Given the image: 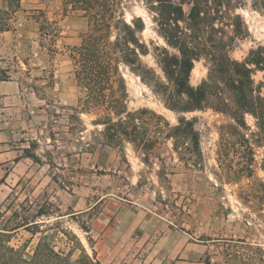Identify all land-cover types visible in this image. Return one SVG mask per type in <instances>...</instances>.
I'll return each instance as SVG.
<instances>
[{"label": "rangeland", "instance_id": "374dc122", "mask_svg": "<svg viewBox=\"0 0 264 264\" xmlns=\"http://www.w3.org/2000/svg\"><path fill=\"white\" fill-rule=\"evenodd\" d=\"M238 3L230 14L240 15L247 34L231 55L242 60L250 49L264 46V11L252 0ZM122 7L126 22L142 19L140 38L150 48L165 44L145 0H122ZM5 28L0 31V127L19 125L20 169L7 179L0 170V184L10 188L0 187V207L9 225L14 211L20 219L47 214L37 218L35 233L20 227L11 245L25 243L31 254L39 237L48 234L56 250L72 251V259L80 243L92 264H264V206L253 211L252 203L239 198L255 180L228 183L214 174L221 115L184 114L196 117L201 156L177 154L170 140L152 130L137 148L126 140L112 145L104 125L94 122L104 111L82 112L79 103L84 92L74 77L70 48L87 31L84 14L66 9L62 0H20ZM141 58L162 76L151 54ZM119 71L129 111L145 108L176 124L177 115L151 86L127 66L119 64ZM205 76L206 67L197 62L190 82L197 85ZM253 78L264 91V71ZM17 80L19 87L2 82ZM163 123L146 114L138 126ZM155 137L145 148L143 142ZM260 158L258 152L257 162ZM255 177L264 181L258 165Z\"/></svg>", "mask_w": 264, "mask_h": 264}, {"label": "trees", "instance_id": "16d2710c", "mask_svg": "<svg viewBox=\"0 0 264 264\" xmlns=\"http://www.w3.org/2000/svg\"><path fill=\"white\" fill-rule=\"evenodd\" d=\"M1 1L0 31H4L11 13L20 8V0ZM145 1L163 46L150 48L140 38L144 23L136 16L125 21L122 0H62L66 9L82 12L88 23L80 43L70 48L74 77L84 92L79 100L82 112L92 108L104 111L94 122L104 125L112 145L121 146L126 140L137 148V142L152 130L170 140L177 154L196 156L202 153L196 117L186 119L184 114L211 110L221 115L216 150L219 172L214 174L218 179L222 174L228 183L244 177L255 180L239 198L244 204L252 203L253 211H262L264 181L255 177V169L258 165L264 172V91L263 83L256 82L253 74L264 71V46L250 49L242 60L232 57L233 47L247 34L240 15L230 14L239 0ZM252 6L264 11V0H252ZM148 54L162 76L142 61L141 57ZM197 62L206 67V76L192 85L190 77ZM119 64L127 66L161 96L164 106L177 115L175 125L145 108L128 110L127 88ZM146 114L163 120L164 127L140 129L138 121ZM155 140L143 145L151 148ZM143 160L148 162L147 153ZM4 214L0 207V264H92L80 243V253L72 259V251L56 250L48 234L39 237L31 254L26 253L25 243L14 247L10 244L13 234L20 227L35 233L40 227L37 218L47 214L38 211L31 219H20L14 211L11 225Z\"/></svg>", "mask_w": 264, "mask_h": 264}, {"label": "crops", "instance_id": "0c3cea01", "mask_svg": "<svg viewBox=\"0 0 264 264\" xmlns=\"http://www.w3.org/2000/svg\"><path fill=\"white\" fill-rule=\"evenodd\" d=\"M5 32V31H1ZM4 69L5 67H1ZM7 83L15 84L16 87H19V81H2ZM9 126L5 125L0 127V133L5 134V137L0 139V170L5 171L3 174L4 179L11 177L15 171L20 169V139H19V125ZM0 187H6L10 190L9 185L0 184ZM147 245V244H146Z\"/></svg>", "mask_w": 264, "mask_h": 264}]
</instances>
